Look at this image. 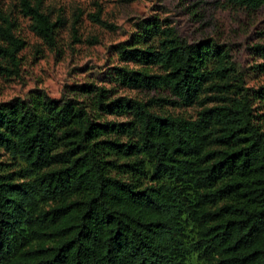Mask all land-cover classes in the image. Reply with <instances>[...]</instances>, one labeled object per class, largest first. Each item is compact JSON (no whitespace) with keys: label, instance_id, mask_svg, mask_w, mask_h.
<instances>
[{"label":"trees","instance_id":"obj_1","mask_svg":"<svg viewBox=\"0 0 264 264\" xmlns=\"http://www.w3.org/2000/svg\"><path fill=\"white\" fill-rule=\"evenodd\" d=\"M18 5L54 42L42 0ZM14 27L0 3L6 76L20 73L26 43ZM137 27L118 44L135 66H115L116 78L197 103L196 117L95 83L77 85L90 102L40 88L0 100V150L17 161L0 151V264H264V84L248 85L223 43L189 41L156 17ZM252 49L264 58V43Z\"/></svg>","mask_w":264,"mask_h":264},{"label":"rangeland","instance_id":"obj_2","mask_svg":"<svg viewBox=\"0 0 264 264\" xmlns=\"http://www.w3.org/2000/svg\"><path fill=\"white\" fill-rule=\"evenodd\" d=\"M0 3L14 20L16 34L26 41L20 51V73L0 74V100L24 97L40 88L54 97L72 96L90 102L92 97L77 85L95 83L108 89L111 97L153 98L156 102L151 107L156 111L196 117L199 104L167 102L175 99L168 89L130 87L115 76V66H135L120 56L118 44L129 39L138 29L137 22L147 17H156L163 26H175L189 41L211 38L225 44L244 70L246 83L264 84V71L254 67L264 63V58L252 49L264 43V6H231L227 0H42L43 10L56 23L55 41L51 42L34 29L33 19L20 10L18 0ZM152 40L158 43L157 38ZM214 102L209 100L207 105ZM133 118L132 113L104 112L100 119L119 122ZM111 135L120 138L115 132ZM0 151L1 159L15 167L17 161Z\"/></svg>","mask_w":264,"mask_h":264}]
</instances>
